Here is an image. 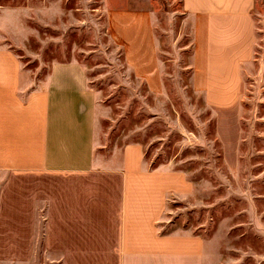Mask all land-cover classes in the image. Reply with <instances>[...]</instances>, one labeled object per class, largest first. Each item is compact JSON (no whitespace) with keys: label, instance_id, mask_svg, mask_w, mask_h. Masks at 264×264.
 <instances>
[{"label":"rangeland","instance_id":"rangeland-1","mask_svg":"<svg viewBox=\"0 0 264 264\" xmlns=\"http://www.w3.org/2000/svg\"><path fill=\"white\" fill-rule=\"evenodd\" d=\"M197 8L0 0L20 31V56L61 90L68 126L84 132L95 123L104 144L141 145L152 167L181 174L166 230L212 237L218 264H264V79H205L206 20ZM253 13L264 44V0Z\"/></svg>","mask_w":264,"mask_h":264},{"label":"crops","instance_id":"crops-1","mask_svg":"<svg viewBox=\"0 0 264 264\" xmlns=\"http://www.w3.org/2000/svg\"><path fill=\"white\" fill-rule=\"evenodd\" d=\"M192 3L204 8L205 79H264L255 0ZM11 16L0 11V263H220L212 237L166 230L181 174L152 167L141 145L104 144L95 123L68 126L54 79L18 53Z\"/></svg>","mask_w":264,"mask_h":264}]
</instances>
